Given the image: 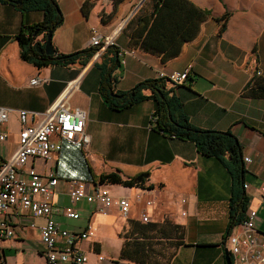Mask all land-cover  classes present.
I'll use <instances>...</instances> for the list:
<instances>
[{
	"label": "crops",
	"instance_id": "obj_1",
	"mask_svg": "<svg viewBox=\"0 0 264 264\" xmlns=\"http://www.w3.org/2000/svg\"><path fill=\"white\" fill-rule=\"evenodd\" d=\"M56 1L63 22L53 32V48L71 54L91 48L93 31L101 40L111 37L121 64L115 71V91L129 90L160 73L186 70L185 82L174 93L192 125L229 131L240 144L242 158L250 159L243 162L245 210L255 212L254 226L264 236V0H187L207 12L193 36L178 43V36L164 39L156 35L144 45L139 38V8L144 4L147 9L148 0ZM225 14L224 30L218 32L221 22L217 18ZM133 17L135 21L128 27ZM42 19L41 10L20 12L0 2V106L11 109L8 121L0 125V132L7 134L0 142V157L8 158L17 148L18 110L45 111L74 81L66 104L85 114V133L91 140L88 149L54 138L61 143L59 153L48 161H31L41 174L55 170L58 182L51 202L58 211L52 218L74 234L89 226L88 237L78 239L77 247L90 261L101 253L103 264H134L119 255L125 235L132 232L133 221H140L143 209V199L136 201L134 194L137 189H149L144 195L153 199L147 207L149 222L168 220L182 229V244L170 264H225L229 195L225 169L214 158L198 154L191 142L156 130L151 99L123 110L111 109L99 93L97 64L105 50L96 53L95 48L85 64L38 68L22 60L16 35ZM41 37H37L40 43ZM34 77L42 82L30 85ZM110 172L136 180L146 174L133 187L103 184L114 197L131 199L127 217L116 207L101 213L94 203L71 202L70 180L83 182L88 192L100 174ZM69 205L78 212L77 219L63 214L62 209ZM11 215L14 235L0 239V258L10 264H43L39 227L44 218L13 208Z\"/></svg>",
	"mask_w": 264,
	"mask_h": 264
},
{
	"label": "trees",
	"instance_id": "obj_2",
	"mask_svg": "<svg viewBox=\"0 0 264 264\" xmlns=\"http://www.w3.org/2000/svg\"><path fill=\"white\" fill-rule=\"evenodd\" d=\"M148 1L147 9L144 4L139 8V38H142L143 45L150 43V39L156 35L164 39L178 36L180 43L193 36L198 22L207 15L206 11L194 7L187 0ZM0 2L10 4L20 12L32 10L43 12L41 22L21 30L16 35L22 60L38 68L76 62L85 64L94 53L95 48L91 47L71 54H62L55 50V54L49 56L35 49L36 44L43 49L47 34L51 33L52 40L53 32L63 22V15L56 0H0ZM226 18L227 14L217 18V21L221 22L218 32L224 30ZM134 21L135 17L129 20L128 27ZM39 35L42 36V43L37 40ZM173 55L174 53L167 56ZM97 66L100 70L99 93L111 109L123 110L145 99H151L154 103L152 121L156 130L167 136L191 142L198 154L214 158L222 165L229 178L226 232L232 225L240 222L246 209L247 197L243 188L244 167L241 147L236 137L229 131L201 129L192 125L174 93L175 87H171L164 78L145 79L129 90L115 91L113 87L116 81L115 71L121 66L119 50L115 46L110 45L105 49ZM112 92L119 97L112 96ZM262 92L260 90V93ZM97 179L102 184H119L126 187L138 184L136 178L123 179L118 172L103 173ZM181 244L182 229L179 225L168 220L133 221L132 232L125 235L119 258L134 264H170L175 249Z\"/></svg>",
	"mask_w": 264,
	"mask_h": 264
},
{
	"label": "built area",
	"instance_id": "obj_3",
	"mask_svg": "<svg viewBox=\"0 0 264 264\" xmlns=\"http://www.w3.org/2000/svg\"><path fill=\"white\" fill-rule=\"evenodd\" d=\"M91 47L96 53L113 45L111 37L101 40L96 31L90 38ZM120 56V52H119ZM124 61L122 60L121 63ZM158 78H164L171 87L181 85L186 80L185 71H171L160 73ZM42 81L37 77L30 79V85ZM75 87L74 81L66 87L60 99L45 111L18 110L20 130L18 145L14 153L8 158L0 157V239L14 235L11 223L14 216H8L10 209L18 213L28 212L34 217L44 218L39 227L40 240L43 244L45 262L43 264H103L105 257L101 253L94 255L93 261L87 254L77 247L78 239H86L89 235V226L78 234L71 233L52 218L58 211L52 205L51 197L58 179L54 169L41 174L31 164L34 159L48 161L54 158L61 150V143L54 138L78 145L87 150L90 137L85 133L86 117L84 112L70 110L66 98ZM11 109L0 106V125L8 121ZM7 139V134L0 132V142ZM243 157L242 162H249ZM93 188L85 192L84 183L79 180L69 181L68 195L71 202L85 200L96 205L97 211L107 213L113 207L127 217L132 201L129 197H114L102 183H94ZM246 185L243 184V188ZM264 189V185L262 186ZM149 189H137L134 194L136 201L143 199V209L140 221L149 222L147 207L153 204L151 197L144 198ZM184 202V199H180ZM63 214L70 219H77L78 212L73 206L62 209ZM183 215V213H181ZM255 212L247 209L242 220L230 227L224 237V246L227 249L230 264H264V236L259 235L254 226ZM30 226H33L30 223ZM0 264H10L0 258Z\"/></svg>",
	"mask_w": 264,
	"mask_h": 264
},
{
	"label": "water",
	"instance_id": "obj_4",
	"mask_svg": "<svg viewBox=\"0 0 264 264\" xmlns=\"http://www.w3.org/2000/svg\"><path fill=\"white\" fill-rule=\"evenodd\" d=\"M36 33V32H35ZM35 49L39 52H43L46 55H54L55 54V49L53 48L52 42H51V33H48L46 36V40L44 43V47L43 49H40L39 44L35 45ZM112 96H118L116 93L112 92L111 93ZM144 177H146V174H140L137 176V181L142 180ZM223 259H224V263L225 264H230V259H229V255L227 252V249L224 246V251H223Z\"/></svg>",
	"mask_w": 264,
	"mask_h": 264
}]
</instances>
